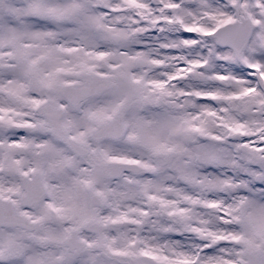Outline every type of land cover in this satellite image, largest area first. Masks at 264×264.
Masks as SVG:
<instances>
[{"label":"snow or ice","instance_id":"6c2138e0","mask_svg":"<svg viewBox=\"0 0 264 264\" xmlns=\"http://www.w3.org/2000/svg\"><path fill=\"white\" fill-rule=\"evenodd\" d=\"M0 264H264V0H0Z\"/></svg>","mask_w":264,"mask_h":264}]
</instances>
